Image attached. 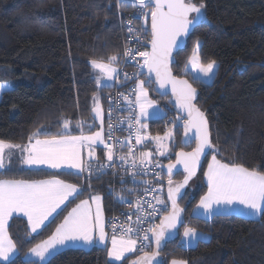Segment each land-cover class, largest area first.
<instances>
[{"label": "trees", "instance_id": "trees-1", "mask_svg": "<svg viewBox=\"0 0 264 264\" xmlns=\"http://www.w3.org/2000/svg\"><path fill=\"white\" fill-rule=\"evenodd\" d=\"M192 2L199 5L201 0ZM203 2L207 23L194 27L183 47L173 54L171 71L196 89L194 103L209 121L215 150L210 149L179 200L182 223L172 239L163 241L160 260L165 264L173 259H182L186 264H264V218L254 220L236 214L209 219L192 216L193 208L207 191L204 170L213 154L222 162L264 171V0ZM125 37L114 0H0V82L12 85L0 95V139L27 143L28 136L38 130L56 135L65 119L71 120L69 130L74 135L80 134L78 121L84 122L85 135L97 131L91 116L93 96L96 94L105 108V93L111 87H97L98 74L89 61L106 63L113 54L121 56ZM197 42L200 63L215 61V72L208 83L186 71ZM148 89L165 113L149 120L147 131L154 137L161 136L166 133L165 119L176 113L166 97L154 93L152 84ZM181 132L172 131L170 156L157 159L162 164L172 162L182 149ZM143 148L152 150V142ZM143 148L140 153L145 152ZM66 173L30 170L16 161L8 165L6 172L0 171V179L57 178L85 190L36 234L29 235L24 218H11L8 232L17 246V254L11 258L14 264H133L143 253L111 263L106 250L99 247L65 248L42 263L24 259L30 248L46 240L78 202L100 195L107 218L117 209L111 200L112 187L129 185V180H114L109 174L93 173L89 177L87 173L78 179ZM183 178L184 173H175L173 184ZM159 180L167 185L164 175ZM116 189L121 193L124 190ZM184 226L208 235V240L184 247L179 242Z\"/></svg>", "mask_w": 264, "mask_h": 264}, {"label": "snow or ice", "instance_id": "snow-or-ice-1", "mask_svg": "<svg viewBox=\"0 0 264 264\" xmlns=\"http://www.w3.org/2000/svg\"><path fill=\"white\" fill-rule=\"evenodd\" d=\"M117 6L121 8L131 7L136 9L132 18L129 19V25L134 20L151 16V45L150 51H140L138 54L143 58L142 63H137L136 76L143 75V70H147V77L137 84L136 88V106L139 108V115L135 117L136 127L134 134L136 144H141L144 140H154L159 148H163L159 154L164 155L167 147L161 143L172 137V131L169 129L163 137H151L145 131L147 125L142 122V118H147L150 114L147 109L153 107V101L148 99V85L152 83V76L155 75V83L160 89H166L171 86L172 95L175 97L176 107L187 114L183 119L185 142H190L193 138L190 134L194 130V139L196 147L192 152H177L175 163H169L168 169V196L167 200L171 202V210L167 208V202L160 195H153L157 205H163V208H157L150 201L137 200L135 205L129 204V207L136 208V225L145 222L146 216L156 217L159 213H166L162 216L160 224L145 229L134 228L129 224L127 227H121L119 236L115 234L111 237V247H107L108 237L105 232L103 212L100 207L101 197L99 195H90L89 198L83 199L64 217L62 223L58 224L52 234L41 243L30 248V254L45 261L47 256L57 254L60 249L82 244L85 246L103 245L107 251V256L111 261H120L126 253H131L137 249L138 240L148 241L149 244H155V250L145 251L148 245L140 243L139 251L143 253L133 264H165L164 260L158 259L162 250V241L172 238L176 233L172 230L177 228V223H182L181 212L183 211L178 203L177 197L182 196L180 190L196 174V169L200 164L202 155H206L205 149H214L210 140V126L205 113L196 107L194 101L197 99V91L188 83L187 80H178L172 76L169 63L173 56V51L183 47L184 41L181 39L189 34L191 28L197 25L207 23L206 16L202 13L205 7L203 0L197 5L192 0H117ZM195 15H192V14ZM130 33H135L137 42L140 35L146 34V29H135L129 27ZM199 43L193 48L192 55L188 58V63L194 68L209 77L213 73L215 61L206 65L200 63ZM134 50L126 47L123 52V58L134 59ZM120 54H113L108 57L107 62L102 60L91 59L89 63L93 69H100L108 80L118 77L116 67L121 61ZM125 79L131 77L125 75ZM97 87L101 85V78L96 80ZM9 87L8 82L0 83V90ZM127 99V97H125ZM92 112L95 114L93 121L100 119L102 114L99 104V98L96 94L93 96ZM152 115H156L153 113ZM111 117V109L109 110ZM71 120L65 119L61 125V131L56 135L49 136L47 130L36 131L28 136L27 143H12L0 139V171L6 172L8 165L17 153L20 155L22 164L29 168L33 166L44 165L51 169H66V174L82 178L84 173L88 176L110 165H101L94 168L92 160L95 159L96 147L99 144L106 149L108 161H114L115 144H109L103 135V128L99 131L92 132L89 135L84 134V122L78 121L76 127L80 129L79 135H74L69 130ZM89 125V128L93 127ZM108 138H111L113 125H108ZM129 129H133L129 121ZM132 133L130 132V135ZM44 138L41 139L40 137ZM121 148L125 147L124 142H117ZM87 150L88 159L83 158L84 151ZM215 150V149H214ZM133 149L128 145V156L119 158L125 162L129 157H133ZM152 154L142 152L139 160L141 166ZM151 163V161H149ZM181 165L186 173L184 180L180 184L173 186L172 175L173 169ZM160 167L159 164H156ZM133 168L136 167L135 159ZM135 176V172L131 173ZM160 177V173L156 174ZM207 179V193L201 197L198 208L203 209V214L211 218L213 214L223 215L228 213H237L242 209L252 217L264 218V171L258 168H248L243 164L235 162H222L217 159L215 154L212 155L208 163L207 171L204 172ZM89 184V189H90ZM81 186L72 183H66L60 179H51L43 181H24L0 179V262L4 264H14L11 257L16 252V244L9 236V219L15 215H22L27 218L30 233H36L38 229L45 225V221L53 216L65 203L78 199L84 194ZM145 192L156 193L157 189H145ZM124 202L123 197L121 203ZM147 203L151 212H147L144 204ZM96 205L95 218L92 214V205ZM215 206V207H214ZM131 217H129V220ZM117 225L113 224V229ZM143 232L142 238L139 233ZM137 233L133 238L132 233ZM151 232V237L148 233ZM184 244H190L197 241V233L194 228L184 226ZM28 264H33L29 261ZM171 264H186L185 261L173 259Z\"/></svg>", "mask_w": 264, "mask_h": 264}, {"label": "built area", "instance_id": "built-area-1", "mask_svg": "<svg viewBox=\"0 0 264 264\" xmlns=\"http://www.w3.org/2000/svg\"><path fill=\"white\" fill-rule=\"evenodd\" d=\"M117 9V17L122 23L123 29L125 30V42L123 45V49L121 52V61L116 67L118 72V77L114 78L113 85L109 90L105 93V130L104 137L106 142L109 144H115L114 148V161H104L94 165V168H99L101 165H110L109 167H105L99 171L94 173L96 174H109L114 180L118 179L129 180V185L125 186L122 184L121 189H124L123 192H117L116 187L113 186L111 189V200L113 205L117 207L116 211L112 212L106 218V234L109 242L111 240L112 235L115 234L117 236L121 233V227H127L131 224L134 228L145 229L152 227L157 220H159L166 213H159L154 218L151 215L146 216L145 222L136 225V208L129 207V204L135 205V202L139 199L142 201H150L157 208H163V205H157L155 200L153 199V195L156 193L145 192V189H156L155 182L160 181L159 179L162 176L161 166L162 162L157 159L152 158L151 156L147 158L144 165L140 164V149L139 144H136V138L134 134V129L136 127V94H135V86L133 81L137 71V63H142L143 58L140 57L138 53L140 51H149V41H150V28H149V20L151 18L150 14L145 19L140 17L134 20L132 25H129L128 21L132 18L136 12V9L131 7L121 8L117 6V0H114ZM133 27L135 29L144 28L146 29V34L142 33L140 35L139 42H137L135 33H130L128 31L129 27ZM126 47H130L134 50L135 58L134 59H125L123 58V52ZM131 77V79H125V75ZM127 97V99H125ZM111 109V117H109V110ZM178 115L174 117H168L164 121V129L165 131H182L183 127V119H177ZM129 121H131L133 125V129H129ZM111 123L113 125L111 138H108L109 128L108 125ZM130 132L132 133L130 135ZM141 133H144L141 131ZM154 137V136H153ZM118 141H122L125 144V147L121 148ZM128 145L132 146L133 149V157H129L127 162L121 160L120 156H128ZM135 159L136 167L133 168V160ZM151 161V163H149ZM156 164H159L160 167H157ZM135 172V176L131 173ZM157 173H160V177H157ZM123 197L124 202L121 203V198ZM144 208L147 212H151V209L148 208L147 203L144 204ZM168 208V204H167ZM129 217L131 219L129 220ZM113 224L117 225L115 230L113 229ZM150 232L148 233V235ZM133 238H136L137 233L131 234ZM142 238L143 232L139 233ZM140 243H144L148 245V248L145 249L147 251L150 249V244L148 241L138 240L137 244V252L139 251Z\"/></svg>", "mask_w": 264, "mask_h": 264}, {"label": "rangeland", "instance_id": "rangeland-1", "mask_svg": "<svg viewBox=\"0 0 264 264\" xmlns=\"http://www.w3.org/2000/svg\"><path fill=\"white\" fill-rule=\"evenodd\" d=\"M193 53V52H192ZM192 55V54H191ZM190 55V56H191ZM215 68H216V66L214 67V70H213V73H211L210 75H209V77H205L200 71H199V68H194L193 67V65L192 64H190V63H187V66H186V69L188 70V71H190L191 72V74H192V76L193 77H195V78H201V79H203V80H205V81H210L211 79H212V77H213V75H214V72H215ZM95 70V69H94ZM96 71V73L98 74V77L99 78H101L102 79V76H101V74H100V69H97V70H95ZM141 80H144L143 78H140V77H135V79H134V81H133V84H134V86H135V94H136V88H137V84L141 81ZM102 82V81H101ZM1 83V82H0ZM4 83V82H3ZM9 84V87L8 88H6V89H4V90H0V95H1V93H3L4 91H7V90H10L11 88H12V85L10 84V83H8ZM147 91H148V99L149 100H152L153 101V107H151V108H148L147 109V111H148V113L150 114L147 118H142V122L143 123H145L146 125H147V122L149 121V120H151V119H155V118H157V117H163L164 116V111L162 110V108L160 107V105H159V103L157 102V101H155V100H153L151 97H150V94H149V89L147 88ZM136 110H137V116L139 115V108L138 107H136ZM153 113H156V115H152ZM141 131L142 132H147V134H148V131H147V128L146 129H141ZM165 134V133H164ZM164 134L163 135H161V137H163L164 136ZM149 135V134H148ZM149 136H151V137H153V135H149ZM172 138H173V136L170 138V139H168V140H163V141H161V143H163L166 147H167V151H165L164 152V155H160L159 153L161 152V151H164V149L163 148H159L158 147V145H157V142L156 141H154V140H151V142H152V150H149V152L152 154L151 155V157H156V159H165V158H167V157H169L170 156V143H171V141H172ZM210 159H212V157L210 156L209 157ZM174 185V184H173ZM155 186H156V189H157V192H156V195H160V197L162 198V199H164V200H166V196H165V186L166 185H163L160 181H156L155 182ZM93 195H98V194H93ZM100 196V195H99ZM101 197V196H100ZM200 203V202H199ZM199 203H198V205H199ZM92 207V214H93V218H95V211H96V205H92L91 206ZM100 207H101V210H102V212H103V217L105 216L104 215V210H103V203H102V198H101V201H100ZM215 207V206H214ZM73 208V207H72ZM71 208V209H72ZM70 209V210H71ZM68 214V213H67ZM229 214H236V215H239V216H241V217H245V218H247V219H253L254 217H252V216H249V215H247V213L243 210L242 211V213H229ZM215 215H217V214H215ZM193 216L194 217H197V218H202V219H207L208 217H206L204 214H203V209H201V208H198V207H196L194 210H193ZM214 216V215H213ZM255 220V219H254ZM257 220V219H256ZM41 229H38L37 230V232L38 231H40ZM184 229L182 230V233H181V236H182V243L184 244ZM196 233H197V237H198V239H197V241L198 240H202V241H206V240H208V235H206V234H204V233H200V232H197L196 231ZM34 234V233H33ZM36 234V233H35ZM196 241V242H197ZM196 242H194V243H190L191 244V246H194V244L196 243ZM190 244H184L185 246H189ZM193 244V245H192ZM77 245H79V246H81V247H84V248H86L87 246H85V245H82V244H77ZM62 249H65V248H62ZM62 249H60V250H62ZM16 254H17V251L15 252ZM14 253V255L11 257V258H13L14 256H16V254ZM137 253V250H135L134 252H133V254H136ZM132 254V255H133ZM24 259H26V260H38L39 262H44V261H40L38 258H36V257H33L31 254H30V252H28L27 254H25L24 256Z\"/></svg>", "mask_w": 264, "mask_h": 264}, {"label": "crops", "instance_id": "crops-1", "mask_svg": "<svg viewBox=\"0 0 264 264\" xmlns=\"http://www.w3.org/2000/svg\"><path fill=\"white\" fill-rule=\"evenodd\" d=\"M114 66V65H113ZM115 67V66H114ZM98 69V68H97ZM97 69H95V70H97ZM186 71H188L187 69H186ZM189 73H191L190 71H188ZM100 74H101V76H102V79H101V85H100V87H102V86H107V87H111L112 85H113V81L114 80H108L106 77H105V75H104V73L100 70ZM198 79H200V80H202V81H204V82H210V81H205V80H203V79H201V78H198ZM99 104H100V107H101V114H102V120H103V123H101V120L100 119H96L94 122L98 125V130L97 131H99V130H101V128H103V135H104V130H105V113H104V107H103V105L99 102ZM94 113L91 111V116H92V119H93V117H94ZM136 116H137V110H136ZM157 118H160V117H157ZM41 139H43V138H41ZM148 142H151L150 141V139L149 140H144V141H142V143L141 144H139V149H140V151H141V148H143L144 147V145L145 144H147ZM96 147V153H95V159H93L92 160V165L94 166V165H96V164H98V163H100V162H104V161H106L107 160V156H106V149H104V146L102 145V144H99V145H97V146H95ZM144 149V148H143ZM145 150V152H149V149H147V148H145L144 149ZM83 158L84 159H88V153H87V150H85L84 151V153H83ZM18 162V163H20L21 164V166H23V167H25L26 169H30V170H47V171H56V172H67V171H69V170H66V169H61V170H57V169H51V168H48V167H46V166H44V165H41V166H33V167H31V168H29L27 165H24V164H22V162H21V160H20V155H19V153H17L16 154V156L12 159V161L9 163V165H11L13 162ZM211 161V159L209 158L208 159V161H207V163H206V167H205V170H204V172H206L207 171V167H208V163ZM85 174H87V173H84L83 174V176L85 175ZM51 179H57V178H46V179H42V180H38V181H43V180H51ZM37 181V182H38ZM204 181H205V183H206V185H207V179L205 178V176H204ZM29 182H32V181H29ZM67 183V182H66ZM206 193H207V191H206ZM205 193V194H206ZM204 194V195H205ZM203 195V196H204ZM70 200H72V198L70 197L69 198ZM69 201H65V203L63 204V205H61V207L59 208V209H57V211L55 212V213H53V216L52 217H49V220L48 221H45V225L46 224H48L51 220H52V218L55 216V214L63 207V206H65L67 203H68ZM199 202H200V200H199ZM198 202V203H199ZM80 202H78L77 204H79ZM76 204V205H77ZM75 205V206H76ZM74 206V207H75ZM198 206V204L193 208V210L196 208ZM73 207V208H74ZM72 210V209H71ZM70 210V211H71ZM193 210H192V216H193ZM69 211V212H70ZM242 211H243V209L240 211V212H237V213H242ZM68 212V213H69ZM229 214V213H228ZM68 215V214H67ZM66 215V216H67ZM213 215H215V214H213ZM248 215V214H247ZM14 216H19V217H22V218H24L25 220H26V222H27V224H28V221H27V218L26 217H24V216H22V215H15L14 214ZM13 216V217H14ZM245 218V217H244ZM207 219H209V218H207ZM253 219H258L257 217H254ZM11 220V218L9 219V221ZM103 220H104V224H105V232H106V217L104 216L103 217ZM63 221V220H62ZM62 221L60 222V223H62ZM158 222V221H157ZM156 222V223H157ZM59 223V224H60ZM44 226H42L40 229H42ZM28 229H29V227H28ZM29 232H30V229H29ZM39 232V231H38ZM38 232H36V233H38ZM181 233H182V231L180 232V238H179V242L184 246V247H187V246H185L181 241H182V236H181ZM31 234H33V233H31ZM35 234V233H34ZM198 239V238H197ZM42 242V241H41ZM41 242H39V243H41ZM38 244V243H37ZM193 245V244H192ZM35 246V245H34ZM33 246V247H34ZM92 247H99V248H104L105 249V247L103 246V245H95V246H87L86 248H84V247H81V246H79V245H75V246H70V247H67V248H81V249H90V248H92ZM107 247H111V240L109 241V242H107ZM188 247H191V244L188 246ZM63 250V249H62ZM106 250V249H105ZM61 251V250H60ZM28 252H30V251H28ZM27 252V253H28ZM134 252V251H133ZM133 252H131V253H126L125 254V256L120 260V261H111L109 258H108V256H107V251H106V258H107V260L109 261V262H111V263H120L121 261H123L125 258H127V257H129L130 255H132L133 254ZM26 253V254H27ZM16 254V253H15ZM50 256H52V255H50ZM50 256H47L46 257V260L50 257ZM45 260V261H46ZM38 261V260H37ZM39 262V261H38ZM167 264H171V261L170 262H168Z\"/></svg>", "mask_w": 264, "mask_h": 264}, {"label": "water", "instance_id": "water-1", "mask_svg": "<svg viewBox=\"0 0 264 264\" xmlns=\"http://www.w3.org/2000/svg\"><path fill=\"white\" fill-rule=\"evenodd\" d=\"M192 15H195V14L193 13ZM195 27H196V26H195ZM149 28H150V33H151V18H150V20H149ZM192 29H193V28L190 29L189 34L191 33ZM189 34H188V35H189ZM188 35L185 36V37H182V38H181V39L184 41V43H185V41H186ZM150 39H151V36H150ZM150 50H151V45H150V43H149V51H150ZM176 51H177V50L174 49L173 54H174ZM172 61H173V56H172V59H171V61H170V63H169V68H170V70H171V64H172ZM171 73H172V71H171ZM147 75H148V74H147V70L145 69V70H143V75H141L140 77H142L143 79H145V78L147 77ZM172 76L175 77V78L178 79V80H186V79H184V78H178V77L174 76L173 73H172ZM151 79H152V83H151V84L153 85V91H154V93L157 94V95H159V96L166 97V102H167V104L170 105V106L172 107V109H173V111L176 113V115H178V116L183 117L184 119H186V118H187V114H186L185 112H181V111L176 107V104H175V97H173V95H172L171 86L169 85L166 89H160V88H159V85L155 83V75H154V74H153V76H152ZM188 83H189V82H188ZM189 84H190V83H189ZM190 135H191L193 138L191 139L190 142H187V143H186V142H185L184 129L182 130V132H181V139H180V146H181L182 149L179 150L178 152L183 151V152H186V153H187V152H192V151L195 149V147H196V142H195V139H194V130H193V133H191ZM188 148H191V149L186 150V149H188ZM209 151H210V149H207V148L205 149V153H206V155L208 154ZM176 153H177V152H176ZM176 153H175V155H174V159H173V161L170 162V163H175V160H176ZM206 155H202V156H201V158H200V164L198 165V167H197V169H196V174H195V175H194V176L188 181V183H187L183 188H181L180 192H181L182 196H183V194H184V192H185V190H186L188 184H189V183L191 182V180L197 175V173H198V171H199V169H200V167H201V164H202L204 158L206 157ZM168 164H169V163L162 164V166H161V172H162V175H164V176L166 177V179L169 178L168 169H167V165H168ZM177 172H182V173H184V177H185V175H186V173L184 172L183 167H182L181 165H177V167H176L175 169H173V175H174L175 173H177ZM173 175H172V176H173ZM183 180H184V178H183L182 181L179 182L178 184L182 183ZM174 186H175V185H174ZM167 190H168V186L165 187V196H166V201H167V204H168V210H171V202L167 200V196H168V191H167ZM182 196H178V197H177V203L179 202V200L181 199ZM161 218H162V217H161ZM161 218H160V219L158 220V222L155 223L152 227H154V226H156V225H159V224H160V221H161ZM181 220H182V212H181ZM180 225H181V223L178 222V223H177V228L174 229V230H172V231H173L174 233H176L177 230L179 229ZM174 236H175V235H174ZM174 236H173V237H174ZM149 237H151V232H150V234H149ZM173 237H172V238H173ZM172 238H170V239H172ZM166 240H169V238L166 237ZM162 245H163V241H162ZM152 250H155V244H154V243H151V244H150V252H149V254L151 253ZM142 255H143V254H142ZM142 255H141V256H142ZM158 259H160V256L158 257Z\"/></svg>", "mask_w": 264, "mask_h": 264}, {"label": "flooded vegetation", "instance_id": "flooded-vegetation-1", "mask_svg": "<svg viewBox=\"0 0 264 264\" xmlns=\"http://www.w3.org/2000/svg\"><path fill=\"white\" fill-rule=\"evenodd\" d=\"M171 178H172V177H171ZM167 180H168V179H167ZM166 186H168V181H167V185H166ZM166 186H165V187H166ZM173 186H174V185H173Z\"/></svg>", "mask_w": 264, "mask_h": 264}]
</instances>
